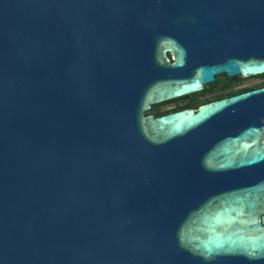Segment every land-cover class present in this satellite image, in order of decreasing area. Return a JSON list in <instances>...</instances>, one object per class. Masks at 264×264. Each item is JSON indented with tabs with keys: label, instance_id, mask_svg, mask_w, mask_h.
<instances>
[{
	"label": "water",
	"instance_id": "obj_1",
	"mask_svg": "<svg viewBox=\"0 0 264 264\" xmlns=\"http://www.w3.org/2000/svg\"><path fill=\"white\" fill-rule=\"evenodd\" d=\"M224 72L264 0H0V264H264V86L145 114Z\"/></svg>",
	"mask_w": 264,
	"mask_h": 264
},
{
	"label": "flooded vegetation",
	"instance_id": "obj_2",
	"mask_svg": "<svg viewBox=\"0 0 264 264\" xmlns=\"http://www.w3.org/2000/svg\"><path fill=\"white\" fill-rule=\"evenodd\" d=\"M169 57L173 59V54L169 53ZM249 77H242L241 75L232 76L225 72L220 73L216 75L214 80L206 83L204 88L199 91L152 103L150 108L145 110V114L159 116L186 108L197 109L202 104L254 89L250 87L263 81L260 79L250 84L248 81Z\"/></svg>",
	"mask_w": 264,
	"mask_h": 264
},
{
	"label": "rangeland",
	"instance_id": "obj_3",
	"mask_svg": "<svg viewBox=\"0 0 264 264\" xmlns=\"http://www.w3.org/2000/svg\"><path fill=\"white\" fill-rule=\"evenodd\" d=\"M260 79H261V77H259V75H257V76H250L249 79H248V81H249L250 84H252L253 82L258 81Z\"/></svg>",
	"mask_w": 264,
	"mask_h": 264
},
{
	"label": "trees",
	"instance_id": "obj_4",
	"mask_svg": "<svg viewBox=\"0 0 264 264\" xmlns=\"http://www.w3.org/2000/svg\"><path fill=\"white\" fill-rule=\"evenodd\" d=\"M259 77H261V79L263 80L262 82L258 83L257 85L251 86L250 88H255V87H259V86H264V74L259 75Z\"/></svg>",
	"mask_w": 264,
	"mask_h": 264
}]
</instances>
